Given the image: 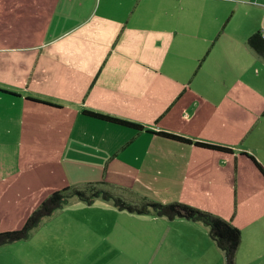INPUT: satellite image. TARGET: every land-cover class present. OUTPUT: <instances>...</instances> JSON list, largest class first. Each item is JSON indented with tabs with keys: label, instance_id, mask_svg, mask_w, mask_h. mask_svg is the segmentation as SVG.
I'll list each match as a JSON object with an SVG mask.
<instances>
[{
	"label": "crops",
	"instance_id": "1",
	"mask_svg": "<svg viewBox=\"0 0 264 264\" xmlns=\"http://www.w3.org/2000/svg\"><path fill=\"white\" fill-rule=\"evenodd\" d=\"M246 3L264 6L261 0H0V208L26 214L35 204L24 194L44 190L45 177L63 181L76 163L83 185L104 181L135 202L206 199L214 212L229 207L233 189L238 208L263 206L261 176H245L240 158L264 164V78L256 86L229 78L230 62L246 64L244 43L261 31L247 34L233 16ZM226 36L233 46H215ZM98 208L115 215L112 225L122 235L149 238L147 226L123 220L133 219L130 212L102 201ZM205 235L201 230L189 240L203 242Z\"/></svg>",
	"mask_w": 264,
	"mask_h": 264
},
{
	"label": "rangeland",
	"instance_id": "2",
	"mask_svg": "<svg viewBox=\"0 0 264 264\" xmlns=\"http://www.w3.org/2000/svg\"><path fill=\"white\" fill-rule=\"evenodd\" d=\"M233 16H238L240 26L245 25L247 34L254 29L264 32V6L246 3L240 5ZM228 42L230 38L226 36L218 39L215 46H233L234 42ZM244 48L246 64L230 62L229 73L234 76L229 75V78L233 81L242 80L246 86H256L259 79L264 78V62L255 58L246 42ZM260 157L264 158V152ZM240 163L245 165V176H255L257 179L261 176L257 189L264 202V179L261 173L248 159L240 158ZM259 163L262 164L261 161ZM78 165L74 164L77 169L75 173L71 170L69 174H64L63 181L62 178L45 177L41 182L44 190H38L36 194L23 192L26 200L35 204L31 209L26 208V214L0 208V232L20 229L28 215L52 191L66 186H82L85 175L78 174ZM83 170L85 172V168ZM120 196L134 203L130 196ZM100 201L113 205L110 201L96 198L93 205H81L84 208L82 210L77 204L83 202L75 196L71 197L66 204L45 216L26 238L0 245V264H224L223 252L209 236L205 235V241L199 243L189 240L190 234L201 230L208 234V228L201 222L178 217L168 219L152 211L146 214L130 212L132 216L128 217L133 219H123L125 222L133 223L135 227L143 225L149 228V238L139 241L135 236L122 235V231L112 225L115 222L114 214L97 211ZM205 201L181 202L212 212V207L206 206ZM236 202L235 192L231 189L229 207L212 213L224 215L232 223L240 225L241 242L235 256L239 264H264V204L252 212L248 207L238 208ZM168 227L171 229L168 230ZM133 232L137 233L135 228ZM123 239H128V242ZM102 259H106V262Z\"/></svg>",
	"mask_w": 264,
	"mask_h": 264
},
{
	"label": "trees",
	"instance_id": "3",
	"mask_svg": "<svg viewBox=\"0 0 264 264\" xmlns=\"http://www.w3.org/2000/svg\"><path fill=\"white\" fill-rule=\"evenodd\" d=\"M247 45L254 53L264 60V35L262 31L253 32L247 38ZM33 100L43 102L36 99ZM83 113L100 120H105L136 129L142 128L136 123L106 114L89 110H85ZM156 134L175 141L194 144L198 147L209 150L232 152L231 148L223 145L203 141H193L181 135L165 131H158ZM248 157L264 175V169L262 165L253 156L248 155ZM74 196L88 205L92 204L96 198H101L103 200L112 202L113 206L117 209L125 210L131 213L146 214L152 211L157 216L166 217L168 219L178 217L186 220L201 222L208 228L209 237L223 252L224 264H235V255L241 240V232L231 223V221L181 201L165 203L140 198L138 201H134V203L127 202L119 194L114 193L112 189L108 188L107 183L104 181L89 182L82 186H66L52 191L28 215L20 229L0 232V245L26 238L30 230L37 226L45 216L50 215L54 210L66 204L68 199Z\"/></svg>",
	"mask_w": 264,
	"mask_h": 264
}]
</instances>
